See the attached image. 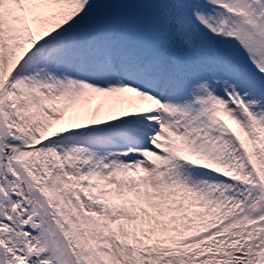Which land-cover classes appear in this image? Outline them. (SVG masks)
Instances as JSON below:
<instances>
[{"label": "snow or ice", "instance_id": "snow-or-ice-1", "mask_svg": "<svg viewBox=\"0 0 264 264\" xmlns=\"http://www.w3.org/2000/svg\"><path fill=\"white\" fill-rule=\"evenodd\" d=\"M0 264H264V0H0Z\"/></svg>", "mask_w": 264, "mask_h": 264}]
</instances>
